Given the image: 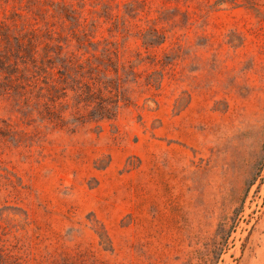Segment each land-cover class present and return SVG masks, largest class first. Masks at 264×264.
<instances>
[{"label": "rangeland", "instance_id": "rangeland-1", "mask_svg": "<svg viewBox=\"0 0 264 264\" xmlns=\"http://www.w3.org/2000/svg\"><path fill=\"white\" fill-rule=\"evenodd\" d=\"M0 264H264V0H0Z\"/></svg>", "mask_w": 264, "mask_h": 264}]
</instances>
